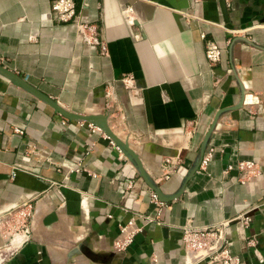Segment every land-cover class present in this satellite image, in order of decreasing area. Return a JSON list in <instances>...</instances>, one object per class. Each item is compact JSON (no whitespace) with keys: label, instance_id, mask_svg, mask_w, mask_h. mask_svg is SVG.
I'll list each match as a JSON object with an SVG mask.
<instances>
[{"label":"crops","instance_id":"0c3cea01","mask_svg":"<svg viewBox=\"0 0 264 264\" xmlns=\"http://www.w3.org/2000/svg\"><path fill=\"white\" fill-rule=\"evenodd\" d=\"M74 1L62 22L52 0H0V66L20 79L0 73V212L29 211L0 264H221L181 240L186 225L225 221L240 264H264V0H225L227 21L219 0ZM79 23L95 26L104 53ZM201 33L221 49L215 65ZM165 156L176 169L160 182ZM245 160L261 175L242 184ZM130 218L142 231L105 263L76 249L112 252Z\"/></svg>","mask_w":264,"mask_h":264},{"label":"built area","instance_id":"2783aa9c","mask_svg":"<svg viewBox=\"0 0 264 264\" xmlns=\"http://www.w3.org/2000/svg\"><path fill=\"white\" fill-rule=\"evenodd\" d=\"M51 10L54 13V16L62 22L73 21L76 18V4L74 0H52ZM132 12V5H128L123 9V13L127 17H130ZM77 30L83 36L86 43L100 45L101 52L104 53L106 51V45L99 41L94 25L79 23L77 24ZM201 39L205 43V57L207 61L210 65H215L220 60V47L213 40L208 39L204 33H201ZM132 79L133 77L126 75L123 80L131 81ZM105 96L107 99V110L110 113L114 110L115 105H111L109 102V99L111 98L110 93H106ZM90 126L94 128L91 123ZM96 128L100 129L99 127ZM212 151L213 149H209V151L203 156L201 160L202 166L208 164ZM235 167L241 173L239 182L242 184H246L251 179L257 178L261 175L260 169L254 161H238ZM232 168L233 165L230 164L226 167L224 172H228ZM175 169L176 162L174 158L169 156L163 157L159 163L157 180L160 182L167 181L175 172ZM151 200L157 205V212H159L162 203L159 201L158 195L154 191H151ZM23 213L29 215V211ZM144 219L146 221L145 223L152 220L149 216H145ZM234 220L240 226H245L250 222L251 216L249 213L244 212L238 215ZM145 223L137 224L133 218H130L125 223L119 225V234L113 240V247L117 251L126 249L133 242L135 236L142 231ZM228 225L229 221L202 227L186 225L183 228L181 243L188 252L191 251L195 253L206 250L205 254L196 257V259L208 258L211 262H218L221 264H240V258L234 255L230 250L231 242L225 239V235L223 234ZM213 232H218V237L214 238L208 236Z\"/></svg>","mask_w":264,"mask_h":264},{"label":"rangeland","instance_id":"374dc122","mask_svg":"<svg viewBox=\"0 0 264 264\" xmlns=\"http://www.w3.org/2000/svg\"><path fill=\"white\" fill-rule=\"evenodd\" d=\"M26 211L23 208H19L17 206L9 207L5 209V211L0 212V250L5 246L10 239L14 237L16 240H21L23 236L19 235L23 233L25 230V226L28 223L29 215L24 214ZM218 232H213L210 237H218ZM225 235V233L223 232ZM20 236V237H19ZM76 249L79 250L85 257L91 259L95 262H106L109 260L110 255H114L113 251H117L113 245H111L110 249L112 252H103L96 253L93 252V248L87 244V242H80L75 244ZM65 258V254H64Z\"/></svg>","mask_w":264,"mask_h":264},{"label":"water","instance_id":"95a60500","mask_svg":"<svg viewBox=\"0 0 264 264\" xmlns=\"http://www.w3.org/2000/svg\"><path fill=\"white\" fill-rule=\"evenodd\" d=\"M220 6H221V10H222V14L224 17V20L227 21V11H226V7H225V0H219ZM0 73H3L5 75H8L10 77H13L16 80H20L18 76H16L14 73H12L11 71L5 69L4 67L0 66ZM68 118H73L75 116H70V115H65ZM100 118L102 119V124L104 126V128L106 129L108 135L115 140L118 145H120L125 151H127V153H129L132 156H135V152L129 147L128 143L125 141H122L121 139H119L118 137H116L114 134H112L109 130H108V126H107V121H106V117L104 116H100ZM22 240V239H21ZM21 240L16 242V240H14V237L12 239H10L8 241V243L3 246V248L0 250V263L3 262V260L7 257L9 252H13L14 249H16L19 244L21 243ZM110 257H112V254H109Z\"/></svg>","mask_w":264,"mask_h":264},{"label":"bare ground","instance_id":"6f19581e","mask_svg":"<svg viewBox=\"0 0 264 264\" xmlns=\"http://www.w3.org/2000/svg\"><path fill=\"white\" fill-rule=\"evenodd\" d=\"M14 240H16V239H14ZM18 241H20V240H16V242H18ZM22 241H23V240H22ZM205 253H206V250H203V251H200V252H195V253H194V252H191V251L189 252L190 255H192V254L195 255V254H196V255H198V256H201V255H203V254H205ZM198 256H197V257H198ZM195 258H196V257H195Z\"/></svg>","mask_w":264,"mask_h":264}]
</instances>
